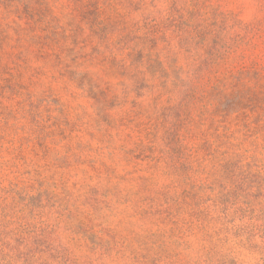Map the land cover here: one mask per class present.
I'll list each match as a JSON object with an SVG mask.
<instances>
[{
    "label": "rangeland",
    "instance_id": "1",
    "mask_svg": "<svg viewBox=\"0 0 264 264\" xmlns=\"http://www.w3.org/2000/svg\"><path fill=\"white\" fill-rule=\"evenodd\" d=\"M19 224L33 264H264V0H0Z\"/></svg>",
    "mask_w": 264,
    "mask_h": 264
},
{
    "label": "trees",
    "instance_id": "2",
    "mask_svg": "<svg viewBox=\"0 0 264 264\" xmlns=\"http://www.w3.org/2000/svg\"><path fill=\"white\" fill-rule=\"evenodd\" d=\"M11 233L14 234L11 237L13 242L7 241L0 231V264H14L13 261L22 258L26 263L33 264L31 259L36 247L46 245L44 230L32 224H19L6 237H10Z\"/></svg>",
    "mask_w": 264,
    "mask_h": 264
}]
</instances>
